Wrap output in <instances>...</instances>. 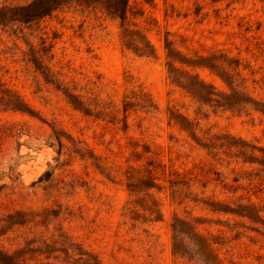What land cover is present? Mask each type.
Listing matches in <instances>:
<instances>
[{
	"label": "rangeland",
	"instance_id": "1",
	"mask_svg": "<svg viewBox=\"0 0 264 264\" xmlns=\"http://www.w3.org/2000/svg\"><path fill=\"white\" fill-rule=\"evenodd\" d=\"M32 1L0 0V249L200 264L172 252L181 219L221 264H264V0H129L124 24L72 2L13 20ZM142 35L153 55L135 50Z\"/></svg>",
	"mask_w": 264,
	"mask_h": 264
},
{
	"label": "trees",
	"instance_id": "2",
	"mask_svg": "<svg viewBox=\"0 0 264 264\" xmlns=\"http://www.w3.org/2000/svg\"><path fill=\"white\" fill-rule=\"evenodd\" d=\"M145 3H151L152 0H143ZM78 3L86 7L89 6H99L104 9V11L111 15L112 17H118L121 20V23L124 24L125 20L128 17V12L130 10L129 0H35L31 3L21 6L17 9H14V19L20 22H30L36 19H40L52 11L58 9L64 4L67 3ZM141 14V12H140ZM139 14V15H140ZM2 22V17L0 16V24ZM125 36H128L126 34ZM135 39H130V43H134ZM136 51H141L143 53H148L153 55L154 50L147 41L144 35L139 36L138 45L134 46ZM38 59H33L35 66H40L41 63ZM40 68V67H39ZM176 74V73H175ZM182 75H178V78H181ZM190 78V77H187ZM178 81V79L176 80ZM180 83V82H178ZM182 87L190 91L193 95H198L201 99L214 100L218 102V99L211 98L213 95L210 92L205 91L206 87L201 81H190L188 83H180ZM208 96V97H207ZM232 97L227 96V98ZM231 106L230 104H228ZM19 103L15 105L16 108L19 107ZM264 106V105H263ZM264 113V109L261 110ZM180 115L173 114L172 119L179 118ZM221 146L226 147L228 150L235 148L239 151L241 156L246 157L253 153V147L245 144L242 141L235 140L233 137L224 136L221 138ZM211 148H214V144L211 145ZM217 153L213 154L216 156ZM264 155V152H263ZM244 162L254 163L255 160L244 159ZM237 181V179L235 180ZM134 187V184H132ZM239 209H248L253 208L254 205L249 203L247 205H239ZM255 208V207H254ZM222 212L235 213L240 215L238 209H218ZM173 230V243H172V252L176 255L186 256L190 260H196L200 264H221V260L218 257L214 244H218L216 241H213L209 236L202 234L198 229L193 225H190L189 222H185L181 219H175L172 224ZM24 251L17 249L15 251H7L0 249V264H30L27 259H25Z\"/></svg>",
	"mask_w": 264,
	"mask_h": 264
}]
</instances>
